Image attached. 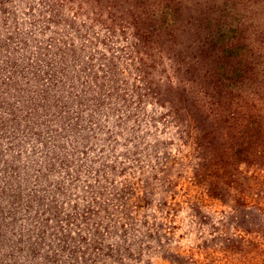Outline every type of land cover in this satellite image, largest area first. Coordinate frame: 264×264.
<instances>
[{
	"label": "trees",
	"instance_id": "16d2710c",
	"mask_svg": "<svg viewBox=\"0 0 264 264\" xmlns=\"http://www.w3.org/2000/svg\"><path fill=\"white\" fill-rule=\"evenodd\" d=\"M28 1L33 23L43 18L53 32L32 37L9 24L14 10L0 11V264L197 263L170 243L183 205L182 169L174 168L184 162L145 131L144 118L150 127L177 125L183 144L203 139L204 110L181 106L192 63L204 64L200 76L216 92L244 102L258 96L264 54L249 26L211 5L198 8L197 57L189 62L178 0H132L126 9L103 0H20ZM150 104L166 110L150 113ZM256 107L250 103L247 115L260 116ZM233 137L241 145L246 131ZM192 210L201 216L200 206ZM157 256L162 263H153Z\"/></svg>",
	"mask_w": 264,
	"mask_h": 264
},
{
	"label": "rangeland",
	"instance_id": "374dc122",
	"mask_svg": "<svg viewBox=\"0 0 264 264\" xmlns=\"http://www.w3.org/2000/svg\"><path fill=\"white\" fill-rule=\"evenodd\" d=\"M18 1L7 0L6 6L1 7V14H8L10 17L14 10L18 15L16 19H10L9 24L20 26L25 32H30L32 37L49 38L53 31L45 28V19L33 23L30 1ZM147 1L152 3V0ZM178 1L182 5L178 28L186 30L178 35V39L186 41L187 61L197 57L191 46L199 38L195 32L198 20L195 16L200 14L198 8H208L210 5L220 16L230 14V20L225 17L229 22L242 18L249 26L253 43L264 54V0ZM132 2L103 0L105 8L113 6L126 9ZM164 3L166 0L161 4ZM33 7L37 10L35 13H38L41 4L35 2ZM4 8H7V13ZM84 18L86 17L77 18V21L81 23ZM87 19L89 23L99 24L93 18ZM122 20L120 14V22ZM1 23L0 21V26ZM123 24L127 25L128 21L125 20ZM52 29H56V26L53 25ZM178 32L179 29L176 33ZM165 62L167 66L170 63L172 65L168 69L173 68L178 72L176 63L170 57ZM190 66L191 72L183 77L189 87L186 91L188 97H183L181 106L185 110H189V106L194 110L197 105L204 110V127L207 129L205 135L209 133V136L203 135V139L197 140L198 143L191 139L192 144H183L177 125L161 121L157 127H150L149 120L144 118L145 131L151 130L161 140L168 141L169 150L184 162L174 168V172L178 174L182 169L178 193L183 205L176 218L179 227L170 243L174 246L181 245L187 255L197 260L193 264H264V89H261L258 96L248 97L249 102H244L237 99V96L216 92L213 84L203 81L199 71L200 67L204 68L202 62L192 63ZM205 68L210 70L207 66ZM163 76L166 75H160L158 79L164 82ZM262 84L263 82L259 83L258 87L261 88ZM250 103L257 106L255 113H260V116L247 115ZM165 110L161 105L150 104L148 107L150 113L158 115ZM247 123L250 124L247 126ZM197 126L202 127L201 121ZM243 131H246V137L238 145L233 134L241 136ZM122 142L121 149L126 150L125 138ZM4 149H8L7 143L4 144ZM196 169L199 177L194 176ZM214 181L216 188L212 191L215 193L209 190ZM216 193L219 197L212 196ZM194 204L202 208L201 216H195L192 210ZM155 262L163 261L157 256L153 260Z\"/></svg>",
	"mask_w": 264,
	"mask_h": 264
}]
</instances>
